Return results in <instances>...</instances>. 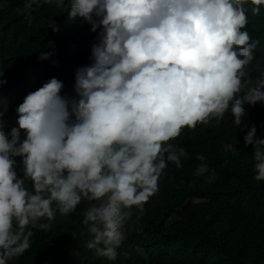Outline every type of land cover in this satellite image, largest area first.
I'll return each instance as SVG.
<instances>
[{
  "label": "clouds",
  "instance_id": "obj_1",
  "mask_svg": "<svg viewBox=\"0 0 264 264\" xmlns=\"http://www.w3.org/2000/svg\"><path fill=\"white\" fill-rule=\"evenodd\" d=\"M33 2L24 0L25 8ZM46 2L61 8L66 24L102 30L93 63L77 69L78 100L62 96L64 84L53 77L24 97L10 132L0 111V264L31 247L34 229L50 230L57 213H75L82 202H89L86 247L115 260L133 209L144 214L169 162L181 168L188 158L171 141L229 111L247 127L244 105L264 102V72H249L260 41L247 30L264 0ZM256 132L252 125L244 141L254 148V179L264 181V138ZM207 172L206 163L195 169Z\"/></svg>",
  "mask_w": 264,
  "mask_h": 264
},
{
  "label": "trees",
  "instance_id": "obj_2",
  "mask_svg": "<svg viewBox=\"0 0 264 264\" xmlns=\"http://www.w3.org/2000/svg\"><path fill=\"white\" fill-rule=\"evenodd\" d=\"M30 9L24 0H0V79L7 80L0 86V111L6 133L18 127L16 109L24 97L53 77L64 84L62 96L79 99L76 72L93 63L92 46L102 30L66 24L61 8L46 0H34ZM53 22L59 31L49 27ZM247 30L260 41L249 65L255 78L264 72V9ZM42 52L51 55L41 60ZM244 107L247 127H237L229 111L219 122L198 124L171 141L188 158L181 168L169 162L144 214L133 209L115 260L86 247L90 236L82 219L89 202H82L75 213H57L50 230L34 229L31 247L9 264H264V181L254 179V148L244 141L252 125L257 138H264V102ZM201 163L208 172L196 176Z\"/></svg>",
  "mask_w": 264,
  "mask_h": 264
},
{
  "label": "bare ground",
  "instance_id": "obj_3",
  "mask_svg": "<svg viewBox=\"0 0 264 264\" xmlns=\"http://www.w3.org/2000/svg\"><path fill=\"white\" fill-rule=\"evenodd\" d=\"M40 1H41V0H40ZM42 1H43V0H42ZM42 3H43V2H42ZM38 5H39V4H38ZM33 8H34V7H33ZM35 8H36V7H35ZM30 10H31V9H30ZM6 11H7V10H6ZM30 14H31V13H30ZM23 24H24V23H23ZM259 26H260V25H259ZM20 27H21V26H20ZM79 36H80V34H79ZM48 38H49V37H48ZM16 39H18V37H17ZM41 39H42V38H41ZM63 41H64V40H63ZM96 41H98V40H96ZM76 48H77V47H76ZM4 57H5V56H4ZM60 58H61V57H60ZM70 59H71V58H70ZM58 61H59V60H58ZM67 61H68V60H67ZM71 61H72V60H71ZM51 63H52V62H51ZM61 64H62V63H61ZM72 64H73V63H72ZM62 68H63V67H62ZM64 69H65V68H64ZM64 69H63V70H64ZM36 70H38V69H36ZM58 70H59V69H58ZM63 70H62V71H63ZM38 72H39V71H38ZM69 73H70V72H69ZM56 76H57V74H56ZM246 111H247V110H246ZM248 113H250V111H249ZM252 116H253V115H252ZM253 117H254V116H253ZM250 122L252 123V121H250ZM186 130H189V129H185V131H186ZM186 132H187V131H186ZM196 134H197V132H196ZM182 137H185V136H182ZM182 137H181V138H182ZM177 140H178V139H177ZM180 140H181V139H180ZM174 143H175V142H174ZM175 144H176V143H175Z\"/></svg>",
  "mask_w": 264,
  "mask_h": 264
}]
</instances>
